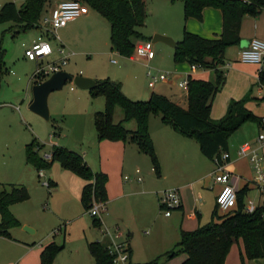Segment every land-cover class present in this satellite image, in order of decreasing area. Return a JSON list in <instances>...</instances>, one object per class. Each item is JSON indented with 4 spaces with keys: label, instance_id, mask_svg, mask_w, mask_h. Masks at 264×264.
<instances>
[{
    "label": "crops",
    "instance_id": "obj_1",
    "mask_svg": "<svg viewBox=\"0 0 264 264\" xmlns=\"http://www.w3.org/2000/svg\"><path fill=\"white\" fill-rule=\"evenodd\" d=\"M149 1H146V6ZM155 1L164 2V26L157 29L155 33L171 37L176 43L182 39L185 29L205 38L218 37L221 32L222 14L217 8L206 7L203 10L201 21L195 18L185 20L184 6L181 1ZM57 2L58 0H52L47 12ZM89 17L90 11L77 19L87 20ZM239 38L238 44L227 47L224 51V64L220 67L224 73V84L212 102L211 117L217 120L223 116L229 100L245 99V107L261 119L260 125L254 122L243 123L227 140L229 161L226 168L233 177H236L232 182L235 184L236 190L247 185L249 191L244 202L250 200L257 205L259 204V196L252 183V170L248 161L237 155V148L243 142L257 144V136L260 133L264 134V95L257 85L259 67L255 64L241 63L238 60V55L252 38L264 41V9L255 16L245 15L242 18ZM149 44L154 51V42L151 41ZM164 50H169L173 58V47L164 43ZM120 56L130 62H143L149 70L156 53L152 59L136 54L130 57ZM59 59L60 57L55 61ZM170 71L176 75V78L166 82H158V85L156 84L153 88L148 86L146 73L145 78L149 91L129 92L128 87L121 83L122 90L127 97L133 100L148 99L152 93L162 94L186 109L188 107L187 90L179 87L177 82L188 77L212 82L215 80L213 70L200 67L192 70L188 63H175L173 61ZM153 72L156 71L153 70ZM117 110L119 109H116V112ZM116 115L114 121L119 122L123 118V114L119 111ZM156 118L158 117H153V119L150 117L149 132L160 162V176L154 173L150 158L140 152L134 144L122 141H98L95 128H90L88 123H86L84 130L75 135L76 139L70 140L66 137L59 141L63 135L60 133L56 141V144L80 153L93 171H101L108 176L106 184L108 199L101 212V225L100 227L92 225L98 233L90 242L108 243L109 236L102 233V229L107 228L116 241L126 242L130 246V262L132 264H145L172 249L179 241L180 230L191 231L210 222L212 213L217 207L216 195L220 185L215 182L213 177L215 170L213 160L206 158L201 153L199 145L194 139L182 136L170 126L163 124L160 117ZM126 126L134 130L136 124L134 121H130L126 123ZM259 154L264 165V143ZM52 175L50 180L54 185L57 184L56 189L65 186L72 196L75 194L81 196L85 184L83 179L68 170L66 173H60L61 182L54 180L55 173ZM139 177L141 180H138ZM7 181H11L9 184H21L30 187L28 182L21 180L19 174H16L13 180ZM172 188L179 190L182 205L172 210L169 216H166L161 211L159 195L163 190ZM77 202L80 204V198ZM235 205L236 203L231 209H234ZM16 206V204L12 205L11 211L21 222V226L11 230V238L0 236V264H41V251L55 239L56 233H52V236L43 231L40 233L37 226L39 221L35 219V209L25 210L24 208L21 211ZM218 214L222 213L218 212ZM22 226H30L33 229L32 233L24 231ZM90 242L87 241L86 246ZM235 246L236 249H234ZM65 252V250L61 251L54 259L53 264H89L73 253L63 255ZM242 252V242L237 240L227 253L224 264H240V253ZM91 258L93 259L92 256ZM185 258L186 255L181 254L162 264H181ZM243 262L248 264L245 258Z\"/></svg>",
    "mask_w": 264,
    "mask_h": 264
},
{
    "label": "trees",
    "instance_id": "obj_2",
    "mask_svg": "<svg viewBox=\"0 0 264 264\" xmlns=\"http://www.w3.org/2000/svg\"><path fill=\"white\" fill-rule=\"evenodd\" d=\"M98 12L110 24L111 50L130 57L135 52L138 40L144 39L138 28L145 25L148 17L147 0H79ZM181 1L184 6V19L202 20L206 7L217 8L222 14L221 32L218 37L205 38L186 29L182 39L173 51L175 63H188L215 73L214 82L188 77V107L182 108L169 97L152 93L147 100H133L127 97L119 81L109 78L95 80L96 85L89 90L91 97L104 98L103 110L93 115L94 128L98 141H122L134 144L150 158L152 169L161 175V166L149 132V119L159 116L161 122L170 126L184 137L194 139L201 153L213 160L227 151V140L243 123L261 124V119L245 107V99L229 100L225 113L217 120L212 119V102L224 84V51L239 43V28L245 15L255 16L264 9V0H169ZM52 0H23L21 6L7 2L0 8V24L12 22L15 33L30 29H40L41 17L51 6ZM47 35V33H45ZM4 68L3 53L0 52V75ZM33 85L42 78H32ZM257 83L264 86V65L258 72ZM120 107L123 118L114 121L115 109ZM134 121L136 127L129 129L126 123ZM53 136H58L61 127L53 125ZM44 144L32 139L25 146L26 163L36 170L46 169L58 162L60 166L85 181L80 201L88 211L93 200L105 202L108 199L106 184L108 176L101 171H93L84 157L62 145H52L51 158L40 155ZM52 182V181H51ZM52 185L53 182H52ZM249 189L247 185L236 190L235 208L218 214L217 207L210 222L191 231L180 230L176 245L145 264H162L181 254L186 258L181 264H224L231 246L241 240L240 264L245 258L252 264L258 260L264 264V205H258L251 212L244 210V199ZM28 189L21 184L0 183V236L11 238V230L21 226L12 213L11 206L28 200ZM92 225L100 227L101 219L91 216ZM108 243L94 241L88 243V251L93 264H115ZM64 243L55 241L47 244L40 254L41 264H53L55 257L64 249ZM129 253L131 254L130 246ZM132 264V263H131Z\"/></svg>",
    "mask_w": 264,
    "mask_h": 264
},
{
    "label": "rangeland",
    "instance_id": "obj_3",
    "mask_svg": "<svg viewBox=\"0 0 264 264\" xmlns=\"http://www.w3.org/2000/svg\"><path fill=\"white\" fill-rule=\"evenodd\" d=\"M7 2H14L19 7L23 0H0V8ZM89 11L90 17L87 20L74 19L67 27L53 31L54 35L41 22L40 29L18 33H15L17 28L12 22L0 24V52L3 53L4 61L0 75V183L9 184L11 181L7 180H13L16 174L21 176V180L28 182L30 189L27 185L26 187L30 197L16 204V207L21 211L24 208H34L40 233L43 231L49 236L56 233L53 241L64 243L62 251L66 252L63 255L73 253L91 264L93 259L86 244L96 237L98 231L92 226L89 212L85 211L81 202H77L80 196H72L65 186H60L59 189H56L57 184L49 189L44 187L38 170L35 171L33 166L28 165L25 158V146L34 138L44 144L40 152L42 157L50 152L52 145H59L56 144L58 137L52 134L53 125L61 127L60 133L63 135L59 141L66 137L74 140L75 135L84 130L86 123L93 129V113L104 108L102 96L91 97L89 91L78 88L73 81H68L60 90L53 91L48 96L49 120L30 109L32 77L39 68L61 57V45L66 54H73L64 67L72 76L80 75L94 80L109 78L125 84L129 92L149 91L145 78L148 67L143 62L125 60L111 50L109 22L95 10ZM147 13L145 25L138 28L144 39L137 43H151L154 35L160 34L155 31L164 26V2L150 0ZM38 32L39 36L49 40L53 54L43 60H28L24 57L25 48L39 37ZM153 48L156 57L150 68L156 72L170 71L173 58L169 50H164V42H155ZM116 109L119 110L116 112ZM116 109V113L122 112L120 107ZM153 117L159 118L156 115L151 116L152 119ZM43 171L48 180L55 173L54 180L59 182L60 173H66L58 162Z\"/></svg>",
    "mask_w": 264,
    "mask_h": 264
},
{
    "label": "built area",
    "instance_id": "obj_4",
    "mask_svg": "<svg viewBox=\"0 0 264 264\" xmlns=\"http://www.w3.org/2000/svg\"><path fill=\"white\" fill-rule=\"evenodd\" d=\"M88 5L82 3L79 0H63L57 2L49 12L45 13L41 17V23L53 31L58 30L61 27H65L70 21L77 19L78 17L85 15L89 12ZM53 53V48L49 42L39 36L32 44L25 48L24 57L28 60L36 61L43 60L49 57ZM61 57L58 61L48 62L45 66L39 68L32 78H42L46 80L50 75L55 72L61 71L67 65L72 53H65L64 48L59 49ZM134 54L147 59H152L155 52L151 49L149 43L139 42L136 44ZM238 60L245 64H255L259 67V71L264 65V41L258 38H252L247 46L240 50ZM196 65H191V69H195ZM148 86L150 88L155 87L158 82H166L176 78V75L171 71L153 72L150 68L147 72ZM178 86L187 90L188 78L181 79L177 82ZM258 88L264 95V86L258 84ZM257 144L250 142H243L237 148V155L245 158L252 170L253 178L252 183L256 187L259 196V204H255L253 201L248 200L244 205V210L251 212L258 205H264V165L259 154V150L264 143V134L260 133L256 139ZM43 158L49 160L51 158L50 152L43 155ZM229 161V154L227 151L220 153L213 159L215 164V170L213 177L215 182L220 185V188L216 195L217 211L225 213L231 210V207L235 204L236 199V187L232 182L234 181L233 175L227 170L226 165ZM138 171V170H137ZM38 176L42 180V185L49 189L52 186L51 180L47 179L43 169L38 170ZM127 178V177H125ZM138 180H141L139 177ZM159 203L161 211L169 216L172 210L181 207L182 198L178 189H166L159 195ZM104 209V203L93 200L91 208L88 210L89 214L94 217L101 216V212ZM102 233L109 236L108 250L113 256L115 264H131L129 247L126 242L116 241L107 228L102 229Z\"/></svg>",
    "mask_w": 264,
    "mask_h": 264
},
{
    "label": "water",
    "instance_id": "obj_5",
    "mask_svg": "<svg viewBox=\"0 0 264 264\" xmlns=\"http://www.w3.org/2000/svg\"><path fill=\"white\" fill-rule=\"evenodd\" d=\"M158 41L164 42L173 48L177 46V43L174 41V39L165 35H154L152 42L155 43ZM68 81H73L78 88L86 90H91L96 85V81L92 78L83 77L80 75L72 76L65 70L55 72L46 80L32 86V100L30 103V109L44 119L49 120L50 111L48 107V96L51 92L60 90ZM23 229L28 233H32L33 230L29 226H24ZM253 263L259 264V261L254 260Z\"/></svg>",
    "mask_w": 264,
    "mask_h": 264
}]
</instances>
